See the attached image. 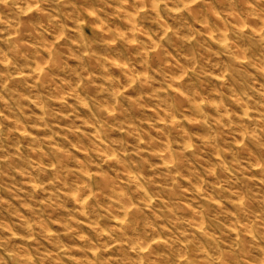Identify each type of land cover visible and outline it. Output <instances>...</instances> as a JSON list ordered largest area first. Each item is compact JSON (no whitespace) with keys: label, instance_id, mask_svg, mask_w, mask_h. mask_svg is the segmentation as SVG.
Here are the masks:
<instances>
[{"label":"clouds","instance_id":"obj_1","mask_svg":"<svg viewBox=\"0 0 264 264\" xmlns=\"http://www.w3.org/2000/svg\"><path fill=\"white\" fill-rule=\"evenodd\" d=\"M0 264H264V0H0Z\"/></svg>","mask_w":264,"mask_h":264}]
</instances>
